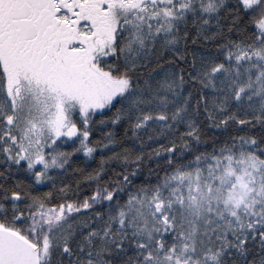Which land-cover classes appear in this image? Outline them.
<instances>
[{
    "label": "snow or ice",
    "instance_id": "1",
    "mask_svg": "<svg viewBox=\"0 0 264 264\" xmlns=\"http://www.w3.org/2000/svg\"><path fill=\"white\" fill-rule=\"evenodd\" d=\"M0 264H264V0H0Z\"/></svg>",
    "mask_w": 264,
    "mask_h": 264
}]
</instances>
